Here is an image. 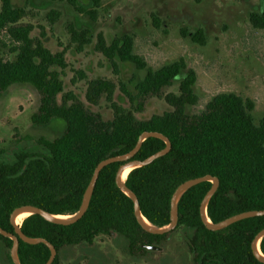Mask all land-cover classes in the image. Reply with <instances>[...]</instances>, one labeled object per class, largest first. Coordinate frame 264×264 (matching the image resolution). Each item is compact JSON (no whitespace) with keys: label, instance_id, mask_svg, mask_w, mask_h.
Listing matches in <instances>:
<instances>
[{"label":"trees","instance_id":"16d2710c","mask_svg":"<svg viewBox=\"0 0 264 264\" xmlns=\"http://www.w3.org/2000/svg\"><path fill=\"white\" fill-rule=\"evenodd\" d=\"M15 0H0V31L5 30L14 44L13 61L0 57V100L16 84H28L40 96L34 125L44 126L55 119L65 123L63 133L50 140H36L44 153L22 150L11 162L4 161L0 150V227L15 234L10 218L15 209L32 205L53 215L71 216L78 212L83 195L97 165L110 157L124 155L137 144L144 132H159L172 144L170 152L150 165L135 168L125 180L138 197L143 216L158 227L170 223V203L176 188L187 180L211 175L220 186L210 200L207 215L213 223L253 210H264V117L256 123L252 112L255 104L234 93H220L212 98L199 114L189 115L187 108L198 103L194 88L197 74L180 59L159 69L149 68L135 51L132 35L115 37L111 43L97 35L95 49L107 58L118 72L116 59L133 63L145 76L135 89L121 83L120 91L131 108L124 109L115 100L117 85L105 78L88 83L86 100L98 105L105 98L114 112L106 121L91 112L74 93L65 92L61 72L67 67L66 49L51 52L40 37H31L34 25L23 23L28 15L15 7ZM60 1V0H51ZM93 10L68 0L78 12L92 18L102 0H90ZM60 16L51 11L48 19L54 23ZM157 24L158 18H154ZM256 28H264V15H251ZM70 41L82 50L92 42L87 30L70 25ZM202 41V31L196 36ZM178 93L167 92L178 77ZM79 76L84 74L78 72ZM60 97V100H59ZM152 98L163 99L172 108L148 120H138ZM30 140L28 136L25 138ZM165 148L158 138L146 139L136 160H145ZM123 162L106 166L99 175L88 210L76 223L68 226L47 222L40 215L28 216L21 224L23 233L32 238H44L57 250L53 264H60V253L67 247L93 245L100 235L117 233L128 243V253L142 256L149 251L140 244L160 246L180 227L190 229L188 247L193 264H263L254 256L251 244L264 229V216L239 221L220 231H211L203 224L201 202L212 183L203 182L189 189L179 202V222L175 230L154 235L141 228L134 214V204L116 184ZM0 243L10 250L13 241L0 235ZM264 254V238L260 244ZM21 264H45L50 250L45 244L31 245L20 240Z\"/></svg>","mask_w":264,"mask_h":264},{"label":"rangeland","instance_id":"374dc122","mask_svg":"<svg viewBox=\"0 0 264 264\" xmlns=\"http://www.w3.org/2000/svg\"><path fill=\"white\" fill-rule=\"evenodd\" d=\"M77 4L86 11L94 8L90 0H77ZM14 6L27 11L22 22L34 25L31 37H40L43 31L44 45L51 52L66 49L67 67L58 68L64 91L74 93L106 121L113 119L114 112L105 98L98 105L87 102L88 83L100 78L113 81L117 85L114 100L130 110V102L119 86L124 83L134 90L146 71L116 59L115 72L111 62L95 49L98 34L108 43L115 37L132 35L136 53L152 69L183 59L197 74L194 91L198 103L187 108L189 115L202 112L220 93H234L254 102L252 115L256 123L264 117V28H256L251 22L252 14L264 15V0H102L94 18L76 11L68 0H15ZM51 11L60 13L54 23L47 17ZM70 25L87 30L92 42L80 50L70 41ZM200 31L202 41H197ZM13 48L6 31H0V57L13 61ZM185 74L167 92L178 93ZM39 103V94L28 84L12 86L1 98L0 150L4 151V161H13L22 150L44 153L36 140H53L63 133L65 123L60 119L44 126L32 123L31 116ZM171 110L165 100L152 98L144 112L134 114L138 120H148ZM191 233L180 227L162 242L160 251L142 256L130 255L127 241L117 233L100 235L93 245L65 248L60 253V264H193L188 247ZM7 256L8 250L0 243V264H10Z\"/></svg>","mask_w":264,"mask_h":264},{"label":"water","instance_id":"95a60500","mask_svg":"<svg viewBox=\"0 0 264 264\" xmlns=\"http://www.w3.org/2000/svg\"><path fill=\"white\" fill-rule=\"evenodd\" d=\"M151 137L163 140L165 142V148L153 154L152 156L146 158L145 160L134 159L135 155L141 149L143 142L146 139L151 138ZM171 147H172L171 141L165 135L159 132H144L140 136L136 146L130 152L124 155L113 156V157H110V158H107L101 161L95 168L92 178L89 182V185L87 186L86 191L83 195L82 204L78 212L75 213L74 215H71V216L53 215L45 211L44 209H41V208H38L32 205H25V206L15 209L10 218V221L15 228V234L7 232L6 230L0 227V235L7 237L13 241V244L10 250V256H11L13 264H21L19 254H18L20 240H22L23 242L27 244H31V245H37L41 243L45 244L49 248L50 253H51L48 261L45 264H53L58 254L56 248L48 240L44 238H32V237L25 235L23 231L21 230V225H18L16 223V218L18 215L25 213V212H28L30 215L37 214V215H40L47 222L58 224V225H64V226L72 225L78 222L84 216V214L89 208L91 198L93 196V192H94L97 180L99 178L100 172L109 164L116 163V162H123V164L120 166L117 172L116 184L118 188H120L127 196L131 198L134 204V214L137 219V222L139 223V225L141 226L143 230H145L146 232L150 234L164 235V234H167L175 230L179 222L180 199L189 189L203 182L212 183L210 190L205 195L204 199L201 202V206H200L201 219H202L203 224L206 226L208 230L216 232V231L223 230L229 227L230 225L235 224L239 221H242L248 218L264 216V210H253V211H247V212H243V213L231 216L218 223H213L207 215V207H208L210 200L217 192L220 186V181L217 177L206 175L203 177H198L195 179L187 180L184 183L180 184L174 191L172 198H171L170 223L163 227H158V226L153 225L141 213L140 203H139V199L137 195L127 187L125 180H123L122 176L128 168H131L133 170L135 168L144 167V166L150 165L156 159L167 155L170 152ZM263 238H264V229L261 230L255 236L251 244V248L257 260L264 264V254L261 252V248H260V244ZM139 247L142 249H146L148 251H160L161 250L159 246H155V245L140 244Z\"/></svg>","mask_w":264,"mask_h":264},{"label":"bare ground","instance_id":"6f19581e","mask_svg":"<svg viewBox=\"0 0 264 264\" xmlns=\"http://www.w3.org/2000/svg\"><path fill=\"white\" fill-rule=\"evenodd\" d=\"M131 171H132V169H131V168H128V169L124 172V174H123V176H122L123 180H126V178L128 177V174H129ZM29 215H30V214H29L28 212H25V213H22V214L18 215L17 218H16V223H17L18 225H20V224L24 221V219H26Z\"/></svg>","mask_w":264,"mask_h":264}]
</instances>
